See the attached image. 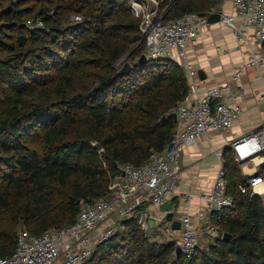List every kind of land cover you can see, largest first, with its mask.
<instances>
[{
    "label": "trees",
    "instance_id": "trees-1",
    "mask_svg": "<svg viewBox=\"0 0 264 264\" xmlns=\"http://www.w3.org/2000/svg\"><path fill=\"white\" fill-rule=\"evenodd\" d=\"M160 1L164 22L206 16L221 4ZM36 18L44 29L24 26ZM140 22L129 0H14L2 7L0 258L15 251L21 225L40 236L74 223L82 203L110 194L123 165L142 166L174 137V110L189 82L173 60L139 63L146 50ZM120 62L131 63L130 74H119ZM232 152L226 149L223 161L235 206L212 214L220 237L192 260L175 244L154 241L137 213L85 264H264V197L239 190L246 177Z\"/></svg>",
    "mask_w": 264,
    "mask_h": 264
},
{
    "label": "built area",
    "instance_id": "built-area-1",
    "mask_svg": "<svg viewBox=\"0 0 264 264\" xmlns=\"http://www.w3.org/2000/svg\"><path fill=\"white\" fill-rule=\"evenodd\" d=\"M129 1L132 15L141 19L139 29L146 43L144 55L148 60L175 61L189 82L188 96L174 110L178 123L176 133L162 152L153 151L142 166L123 165L121 175L110 183V194L95 202L82 203L74 223L50 228L40 236L32 235L21 225L17 231L15 251L9 257L0 258V264H85L98 245L115 236L122 222L132 219L137 213H140L139 225L143 230H150L149 221L153 220L152 229L162 231L157 237L151 235L154 241L175 244L188 260L197 255L203 233L195 226L194 216L171 209L160 219L152 215V209H158L176 190L184 151L195 146L203 135L229 133L245 111L242 104H229L228 87H213L203 97L193 99L197 92L195 79L198 72L187 60L188 48L196 44L200 34L210 26L208 17L219 11L218 8L213 9L206 16L189 13L164 22L167 8L161 11L162 1ZM225 2L231 3L235 14L221 13V23L231 28L237 43L248 50V58L242 67L235 70L234 80H241L248 69H256L262 77L264 0H221V4ZM70 21L81 22L82 17L72 16ZM24 26L31 30L45 28L41 18L26 20ZM122 67L123 62L118 63L117 68ZM260 100L264 104V92ZM229 148L240 163L241 171L250 163L255 167L253 174H243L246 180L239 185V190L264 197V128L235 140ZM217 158L220 168L212 188L200 196L206 202L208 220L212 214L235 206L234 198L228 194L223 153ZM187 200L191 201L192 196L188 195ZM175 222L180 223L179 230L172 228ZM163 225L166 230H162ZM206 227V234L212 239L220 237L218 227L209 222Z\"/></svg>",
    "mask_w": 264,
    "mask_h": 264
},
{
    "label": "crops",
    "instance_id": "crops-1",
    "mask_svg": "<svg viewBox=\"0 0 264 264\" xmlns=\"http://www.w3.org/2000/svg\"><path fill=\"white\" fill-rule=\"evenodd\" d=\"M218 11L235 14L230 2L220 4ZM187 53L188 62L198 72L195 79L197 92L193 99L203 97L213 87H228L229 104L239 103L245 109L229 133L203 135L195 146L184 151L177 188L168 196L171 209L194 216L195 226L203 233L200 242L203 245L204 241L213 239L206 234L211 219L206 217V202L200 196L211 190L217 176L220 168L217 155L224 153L235 140L264 128V104L260 100L264 92V71L263 80L256 69H248L241 80H234V72L246 62L248 50L237 43L232 29L221 22L208 26ZM188 195L192 196L191 201L187 200ZM152 214L160 219L165 217L159 208L152 209Z\"/></svg>",
    "mask_w": 264,
    "mask_h": 264
},
{
    "label": "water",
    "instance_id": "water-1",
    "mask_svg": "<svg viewBox=\"0 0 264 264\" xmlns=\"http://www.w3.org/2000/svg\"><path fill=\"white\" fill-rule=\"evenodd\" d=\"M7 11L8 10H5V12H7ZM207 22H208L209 25H212V24H216V23L221 22V12H217V13L212 14L211 16H209ZM147 62H148L147 57L145 55H143L141 57L139 63L141 65H143V64H146ZM131 71H132V65H131V63L130 62H125V64L123 65V67L120 69L119 74H121V75H128V74H130ZM97 148L98 149H101L100 146H97ZM171 207H172V203L170 201H166L163 205H161L159 207V210L162 213H167L169 210H171ZM153 226H154V221L153 220H150L149 221V227L152 229ZM180 226L181 225H180L179 222H175L173 224V227L172 228L174 230H179L180 229ZM231 239H232V236L230 234H228V233H224L222 235V240L223 241H227L228 242V241H231ZM233 243H235V241ZM176 251H177V254L182 255L180 248H177Z\"/></svg>",
    "mask_w": 264,
    "mask_h": 264
},
{
    "label": "rangeland",
    "instance_id": "rangeland-1",
    "mask_svg": "<svg viewBox=\"0 0 264 264\" xmlns=\"http://www.w3.org/2000/svg\"><path fill=\"white\" fill-rule=\"evenodd\" d=\"M14 0H2V2H1V4H0V12L2 11V7H7V6H9L10 4H11V2H13ZM124 64H125V62H124ZM123 64V65H124ZM232 154H233V152H232ZM242 172H243V174L244 175H251V174H253L254 172H255V167H254V164L253 163H250V164H248V166L243 170L242 169ZM153 215V214H152ZM167 229V227L165 226V225H163L162 226V230H166ZM148 232V234L151 236H153V235H155V237H157L158 236V234H161L162 233V231L159 229V228H157V229H155L154 231H152V229L150 228V230H148L147 231ZM155 232V233H154ZM153 238V237H152ZM163 239H165V238H163ZM210 242H212V241H210ZM210 242H205L204 241V243H203V245H200L201 247H207L209 244H210Z\"/></svg>",
    "mask_w": 264,
    "mask_h": 264
}]
</instances>
